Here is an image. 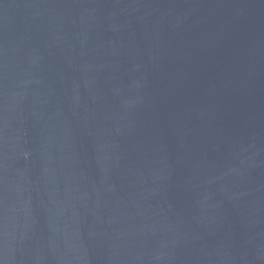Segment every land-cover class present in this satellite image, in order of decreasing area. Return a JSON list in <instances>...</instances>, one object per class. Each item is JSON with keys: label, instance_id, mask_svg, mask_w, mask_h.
<instances>
[{"label": "water", "instance_id": "95a60500", "mask_svg": "<svg viewBox=\"0 0 264 264\" xmlns=\"http://www.w3.org/2000/svg\"><path fill=\"white\" fill-rule=\"evenodd\" d=\"M0 264H264V0H0Z\"/></svg>", "mask_w": 264, "mask_h": 264}]
</instances>
